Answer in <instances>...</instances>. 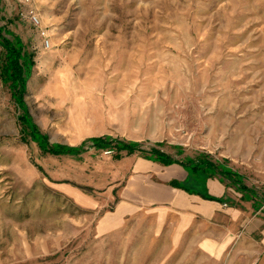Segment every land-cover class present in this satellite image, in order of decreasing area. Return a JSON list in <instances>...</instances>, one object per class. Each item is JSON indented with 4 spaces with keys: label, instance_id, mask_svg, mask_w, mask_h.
Masks as SVG:
<instances>
[{
    "label": "rangeland",
    "instance_id": "1",
    "mask_svg": "<svg viewBox=\"0 0 264 264\" xmlns=\"http://www.w3.org/2000/svg\"><path fill=\"white\" fill-rule=\"evenodd\" d=\"M0 17L35 53L25 101L51 143L112 136L261 183L264 0H0ZM21 113L0 78V264L256 263L228 206L188 226L160 207L127 216L140 153L43 154Z\"/></svg>",
    "mask_w": 264,
    "mask_h": 264
},
{
    "label": "crops",
    "instance_id": "2",
    "mask_svg": "<svg viewBox=\"0 0 264 264\" xmlns=\"http://www.w3.org/2000/svg\"><path fill=\"white\" fill-rule=\"evenodd\" d=\"M154 164L156 162L142 159L127 182L126 193L124 190V194L118 196L117 209L120 212L125 211L128 216L142 207H160L165 209L166 213L177 214L181 225L188 226L197 216L213 217L223 206H228L226 216L231 223L239 226L238 231L228 229V238L254 241L255 256L258 258L255 264H258L264 253V176L260 179L259 185L253 186L242 174L238 175L232 168L223 165L227 170H231L232 174L229 173L227 176L224 172L210 177L206 179L204 185L209 195L222 198V202H219L170 185L173 180L193 183V178L183 164L176 163L170 166L160 164L164 166L162 171L154 168ZM197 186L203 188V185ZM234 200L237 203L234 204Z\"/></svg>",
    "mask_w": 264,
    "mask_h": 264
},
{
    "label": "trees",
    "instance_id": "3",
    "mask_svg": "<svg viewBox=\"0 0 264 264\" xmlns=\"http://www.w3.org/2000/svg\"><path fill=\"white\" fill-rule=\"evenodd\" d=\"M4 31H6L5 28L0 26V47L3 51L0 60V78L2 83L9 87L12 99L16 103L18 109L22 111L18 116V122L20 125L21 139L23 141L27 142L28 139H31L38 145L43 154L52 156L79 157L85 153V151L94 149L113 153L115 160H121L124 156L140 153L143 158L164 166L181 163L193 178V183L196 186L203 185V188L201 191H195L189 187V182H179L176 180L171 181L170 185L179 189H184L190 193L199 194L209 200L222 202V198L209 195L204 185L206 179L224 172L229 176L228 174H232V171L227 170L223 165L217 164L211 159H188V162L177 161L156 147L145 150L141 142L122 140L113 138L112 136L93 137L78 146L51 143L49 136L41 132L38 125L34 122L25 101V96L28 92V81L33 74V68L35 66V53L27 47L20 36L8 31L7 34L10 35V37H7L4 35ZM157 146H160V144H157ZM188 164L193 166L192 169H188Z\"/></svg>",
    "mask_w": 264,
    "mask_h": 264
},
{
    "label": "built area",
    "instance_id": "4",
    "mask_svg": "<svg viewBox=\"0 0 264 264\" xmlns=\"http://www.w3.org/2000/svg\"><path fill=\"white\" fill-rule=\"evenodd\" d=\"M29 17L33 24H35L36 26L39 24V19L33 12L29 13Z\"/></svg>",
    "mask_w": 264,
    "mask_h": 264
},
{
    "label": "water",
    "instance_id": "5",
    "mask_svg": "<svg viewBox=\"0 0 264 264\" xmlns=\"http://www.w3.org/2000/svg\"><path fill=\"white\" fill-rule=\"evenodd\" d=\"M258 264H264V253L262 254L261 258L259 259Z\"/></svg>",
    "mask_w": 264,
    "mask_h": 264
}]
</instances>
